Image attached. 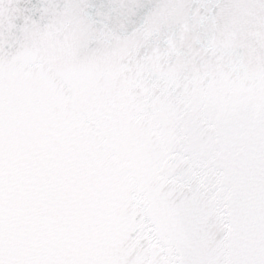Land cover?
Instances as JSON below:
<instances>
[{"label":"snow or ice","instance_id":"6c2138e0","mask_svg":"<svg viewBox=\"0 0 264 264\" xmlns=\"http://www.w3.org/2000/svg\"><path fill=\"white\" fill-rule=\"evenodd\" d=\"M0 264H264V0H0Z\"/></svg>","mask_w":264,"mask_h":264}]
</instances>
